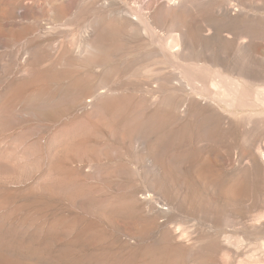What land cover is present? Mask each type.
Wrapping results in <instances>:
<instances>
[{
    "label": "rangeland",
    "instance_id": "1",
    "mask_svg": "<svg viewBox=\"0 0 264 264\" xmlns=\"http://www.w3.org/2000/svg\"><path fill=\"white\" fill-rule=\"evenodd\" d=\"M8 1L0 0V264H264V112L255 100L264 0H127L148 2L145 17L165 4L185 35L125 23L119 36L102 28L89 38L76 9L90 2L93 16H109L123 0H64L60 10L44 0L20 16ZM219 58L235 84L249 83L237 123L211 83L219 73L234 88L207 61ZM211 115L218 140L203 159ZM115 201L125 210L110 220L99 209Z\"/></svg>",
    "mask_w": 264,
    "mask_h": 264
},
{
    "label": "bare ground",
    "instance_id": "2",
    "mask_svg": "<svg viewBox=\"0 0 264 264\" xmlns=\"http://www.w3.org/2000/svg\"><path fill=\"white\" fill-rule=\"evenodd\" d=\"M43 1L44 0H9L5 10L7 12H9L10 14H11V12H13V14H16L19 12V9H22V8H23V10L24 9L26 10L27 8H30V9L38 8L43 3ZM55 1H56L55 4L49 3V2L48 3L46 2V3L48 4L49 7H54V8H57L58 10L62 9L64 0H55ZM83 1L85 2L88 0H82V2ZM89 1H92V3L94 2V4H95V2L97 0H89ZM150 1H153V0H149V2ZM136 2H137V0H136ZM86 4L83 3V5L79 6L78 9H76L77 11H75V12H78L80 14H84V16H85L84 23H83L84 29L82 32H83L84 36H87L88 38L91 36H95L97 34H100L103 31L102 28H104V29L106 28V31L109 30V32L114 33L113 35H115V36H119L123 33V24H125V23L129 24L130 29L132 31H137L139 25H143L144 28H146L148 34L150 33L151 35L154 34V28H153L154 24L155 25L156 24L168 25L170 27V29H168L167 33H170L174 29L173 26L176 28V30L179 31L180 36H184L186 33V30H185L184 25H183L184 22L180 18H178L177 14L172 9H170L168 6H166L165 4H161L159 6V9L154 14H151L149 17H147V16L145 17L142 14V10L144 8H146V5H149L148 2H146V1H145V3L143 2V4H141V6H139V5L134 6V5H131L127 0H123V1H121L122 6H119V7L112 10L114 12L113 14H119L117 19L111 17L113 15L112 13H109V16H107V15L104 16V15H101V13L99 12L100 13L99 16H93L94 14L92 15L93 12H90V8H87V7H89L87 5H91V3L89 2V4H87V5ZM90 7L92 8V6H90ZM110 14H112V15H110ZM76 15H79V14H76ZM96 15H97V13H96ZM19 16H20V12H19ZM40 25L41 24L38 22L37 27H40ZM237 25H238V23L237 22L233 23V20H232V24L228 25V29L232 30L235 27H237ZM220 33L221 32H219L218 30H215L214 35H219V37H221ZM106 34H107V32H106ZM220 58H222V57H220ZM220 58H219V60H217V62L211 61L213 58L209 59L207 61H209L213 65L216 64V65H219L221 68H223L222 70L225 71L227 78L232 80L234 88L232 90L229 85L221 84L220 79L218 78V75H220L219 73H215V75L212 76L211 83L217 89L216 90V97H218L220 100L223 101V103H225L227 105V109H225V111L233 119L232 123H237V120L243 118V115H239L236 112H234V106L235 105L242 106V101H245V103L247 102L245 99L246 97L244 98L245 94L243 92L240 94V92H241V88L248 87L249 83L243 82L242 84H235V82H234L235 74L234 73L233 74L226 73V71L229 72L230 70H234V68L228 66L226 64L227 61H225V59H223L224 61L223 60L221 61ZM237 69L244 72L240 68H237ZM247 80H249V78H247ZM255 91H256L255 100L259 103V106L262 107L261 111L264 112V87L256 88ZM244 92H246V91H244ZM206 119L207 118H205V116H204L203 121L207 122L205 130L207 132L208 137H207L206 143L203 144V159L208 158L211 155V153L213 152V149H212L213 147L210 144V142H216L218 140L216 133H214L213 131L216 128V125H217L216 123H218L219 119L217 117H214V116L212 117V115L210 116V119H208V120H206ZM226 120H227V118H226ZM229 129H230V127H229ZM152 147L156 153L161 152L160 151L161 150V148H160L161 144L158 141H155L153 143ZM212 154L214 155V153H212ZM166 155H167V159L173 163L180 160L179 154L166 153ZM246 155H248V154H246ZM254 157H255V160L258 161L259 163L262 162V161L261 162L259 161L260 158L257 154ZM260 157L262 159H264V152L263 151L260 152ZM196 172L198 173L197 175L199 177H202V173H201V170L199 168L196 169ZM223 180H224V178H223ZM225 180L228 181L227 179H225ZM242 181H243L242 175L235 176L232 179L231 186L227 187V192L228 193H236L239 190ZM220 182H222V181H220ZM77 203L83 210H84V208H86V203L84 200H79V201H77ZM123 209L125 210V205L121 201H115L114 203H110L107 207L99 209V211L102 215L106 216L108 219L111 220L113 217V213L122 212Z\"/></svg>",
    "mask_w": 264,
    "mask_h": 264
}]
</instances>
